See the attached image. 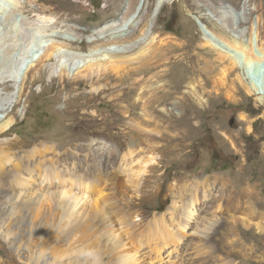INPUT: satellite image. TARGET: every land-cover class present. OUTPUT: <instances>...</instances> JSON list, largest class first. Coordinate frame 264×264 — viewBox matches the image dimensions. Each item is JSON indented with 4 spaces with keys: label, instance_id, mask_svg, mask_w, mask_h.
I'll use <instances>...</instances> for the list:
<instances>
[{
    "label": "rangeland",
    "instance_id": "374dc122",
    "mask_svg": "<svg viewBox=\"0 0 264 264\" xmlns=\"http://www.w3.org/2000/svg\"><path fill=\"white\" fill-rule=\"evenodd\" d=\"M5 1L0 0V115L13 116L14 122L2 139H19L28 150H40L33 161L38 167L60 162L66 169L54 180L50 172L46 179L34 168L30 186L21 188L40 198L32 213L46 192L77 196L84 212H93L95 197L104 195L95 218L78 225L71 245L58 240L57 230L40 237L42 226L63 224L48 209L49 204L57 207L59 198L43 201L36 217H16L12 225L0 219V239L11 248L20 246L24 254L37 248L36 240H51L45 264H124L127 251L134 264H264V102L216 47L226 44L231 30L221 25L225 14L240 17L232 34L245 42L251 38L253 50L264 53V0H161L156 13V0H142L133 24L122 22L128 0H16L13 26L2 18V6L9 7ZM120 21L123 26L113 34L123 39L109 48L132 64L118 65L121 56L101 60L112 73L136 65L148 49L174 46L167 65L160 67L167 74L144 78L130 99L120 96L115 79L88 78L89 67L68 65L102 50L90 43L94 28ZM258 22L263 27L259 37ZM254 75L264 88V59ZM162 84L158 100L147 107L151 88ZM82 91L90 93L89 100ZM136 101L141 104L132 110L129 102ZM167 137L172 142L157 147ZM152 164L157 165L153 176ZM146 176L150 181L143 186ZM189 198L191 222L172 238L175 223L183 224L181 209ZM158 218L166 220V236L156 229ZM20 233L34 241L28 244ZM59 252L65 256L55 258ZM66 254H78L80 260L69 261ZM87 254L93 257L84 260ZM16 257L18 264H30L28 257Z\"/></svg>",
    "mask_w": 264,
    "mask_h": 264
},
{
    "label": "bare ground",
    "instance_id": "6f19581e",
    "mask_svg": "<svg viewBox=\"0 0 264 264\" xmlns=\"http://www.w3.org/2000/svg\"><path fill=\"white\" fill-rule=\"evenodd\" d=\"M22 1V0H21ZM27 2H30V0H26ZM4 3H8L9 7H4L1 10V14L3 15L2 18H4V21L6 23H11V26H13L12 22L14 23V17L13 12L14 10H17L16 8V0H6ZM161 3V0H156L154 4V13L155 10L159 7ZM141 5L142 0H128V4L126 6V10L123 12L122 18L124 19L122 22L124 24H133L136 18L139 17L141 12ZM226 13V12H224ZM223 19L221 20L222 27H224V30L226 32V28L228 26L231 27V30L229 32H226V36L224 38L226 44H217L212 42L211 39H208V42L216 45L217 49L219 50L221 55H225L227 59H229L230 63L232 64V67H235L239 70V74L241 75L245 86L247 89L253 93L256 96V99L260 102H264V88L262 87L260 82H257L255 73L258 72V69L260 67V63L264 59V53H257L253 50L251 46V38H249L248 42H245L242 38H237L234 34H232V30L239 28L238 20L234 19L230 15H222ZM240 22V21H239ZM236 24V25H235ZM123 24L121 21L119 23H113L108 25H101L99 27H96L92 30L93 36L90 37V43L94 44L95 48H97L98 45L101 46V51H93L91 50L88 54H84L81 57H76L72 59L68 65L69 67H77V66H85L89 67L91 70L88 78H91L92 76H102L109 82L116 80V83L120 89V96L124 98L130 99L132 96V93L134 92L136 85L140 84L141 81L146 78H151L153 76L156 77H163L166 73V68H160L167 65L166 59L168 58V54L174 49L173 45H167L165 47L161 46H155V49L149 50L142 55V57L138 58L137 64L131 67H128V69L123 73H112L111 70H107L104 68L101 60L105 59H117V57L121 56V59L118 60V65L122 64H129L131 62L130 59L126 58L127 56H124L125 54H119V50L117 53H112L110 51L109 45L113 43H119L123 38L121 35H114L113 29L122 27ZM253 28V27H252ZM230 29V28H229ZM256 36L259 37L263 31V27L259 24L255 26ZM223 30V29H222ZM253 30V29H252ZM91 34V35H92ZM224 37V36H223ZM4 39V38H3ZM219 42V41H218ZM2 44H6L5 40H2ZM98 43V44H96ZM213 46V47H214ZM55 47V46H54ZM215 47V48H216ZM52 46H50V49ZM243 50V52L241 51ZM113 51V50H112ZM116 52V51H115ZM142 52V51H141ZM140 55V54H139ZM46 56L50 57L51 52H47ZM44 55V57H46ZM130 57V55H129ZM113 61V60H112ZM115 63V62H114ZM99 65L101 67H99ZM160 68V69H159ZM155 70V71H153ZM153 71V72H152ZM151 72L150 76H146V73ZM34 75V74H32ZM148 75V74H147ZM254 75V76H253ZM161 86V85H160ZM154 86L151 88V94L149 100L145 102V105L147 107H151L156 103L158 100L157 95L160 91H163L165 89V84H162V86ZM189 91H194V84H189ZM87 92V91H86ZM85 91L81 92V95L87 97L89 100L91 95L90 93H86ZM196 93V92H195ZM196 97L200 98V95L196 93ZM128 99V100H129ZM3 100V99H2ZM137 100V99H136ZM1 101V100H0ZM139 101L136 102H129V106L132 110H135V108L139 105ZM89 103L86 101V104ZM141 104V103H140ZM110 116L105 117L104 119H107ZM93 118V117H92ZM14 122V117L10 116V118L3 119V117L0 115V219H5L6 221L9 220L11 225L13 224L12 219L16 217H20V219H26L30 216L36 217L42 210V202L54 199L56 200L59 198V202L56 203L57 207H60L59 211L57 210V207L52 206L51 204L48 205L49 213L52 215H57L59 217V221L63 222V224H55L56 222H52L53 225L50 227H41V234L50 233V235L53 234L54 230L58 231V235L56 236L58 240H64L67 241V246L71 243V238L73 236H76L78 233L80 227L78 228V225L80 222H82L83 218H95L94 212H97L98 209V202L99 198L104 195L103 192H100L94 199L95 204L93 205L94 208L91 206L92 210H86L85 212L81 210V207H77L80 199L77 196H67L63 191L57 193H44V197L41 201V205L38 206V210L36 214L34 215L32 212L34 204H37L39 202V196L36 194L37 200L34 199L30 194V192H23V187L30 186L32 175L35 174L34 168L38 170V174L41 176H45V178L48 176V172L51 173L54 180L59 179V176L62 175V173L66 172V169L61 165L60 162H58L53 167L51 165L44 166L37 164H33V161L36 159L37 153H40V150H38L36 147L32 150H28L27 142H21L19 139H6L3 140L2 137L7 134V130L11 127V125ZM145 122H150V120H146ZM92 123V122H91ZM5 139V138H4ZM90 144H94V139H90ZM172 142V137L165 138V142L158 145L157 147H160L161 145H167ZM90 147V145H88ZM154 148L155 146H151ZM173 149V146H170ZM42 151V150H41ZM74 163V162H73ZM75 164V163H74ZM73 164V165H74ZM156 164H152L149 166V170L152 172V176L155 175L156 171ZM86 170L88 168L85 167ZM70 172V171H69ZM69 172H67L69 174ZM51 177V178H52ZM47 179V178H46ZM68 180V178H65V181ZM80 180V179H79ZM60 181V180H59ZM148 176L144 179L143 186H146V184L149 182ZM77 184H80L81 182L77 181ZM86 184V183H85ZM82 185L81 187H85L87 185ZM135 185H138V182L135 183ZM88 187V186H87ZM170 189H173L174 184L171 183L169 186ZM95 188V186H94ZM4 190H9V194L2 193ZM94 191V189H92ZM91 192V190H89ZM98 192L101 191V189L97 190ZM57 192V191H56ZM2 193V194H1ZM103 193V194H102ZM21 197L22 200H18ZM53 201V200H52ZM57 202V201H56ZM92 205V204H91ZM248 210L250 212L253 211L252 206H247ZM236 209V208H235ZM193 207H192V200L189 198L187 202L184 203L181 209V221H183V224L174 222L177 226V230L175 231L176 234L172 235V238L176 235H178V230L180 234L181 232L185 231L184 228L186 225H188L191 222L192 216H193ZM249 212V213H250ZM53 217V216H52ZM50 218V217H49ZM172 218V216H171ZM33 220V219H32ZM85 221V220H84ZM156 229L158 230V233L164 232L163 235L166 236V224H163L166 222L163 218L155 219ZM50 223V221H49ZM162 224V225H161ZM21 226L20 230H24L22 222L19 223ZM48 225V224H47ZM82 226V225H81ZM159 228V229H158ZM155 230V229H154ZM43 231V232H42ZM261 231H264V227L261 228ZM22 232V231H21ZM107 232H111V229H108ZM79 234V233H78ZM170 235V234H168ZM20 236L23 240H25L28 244H30L34 239L31 241L26 240L25 233H20ZM19 236V237H20ZM162 236V235H161ZM171 236V235H170ZM43 237V236H42ZM169 237V236H168ZM76 237H74L75 239ZM81 238V237H80ZM107 238V237H106ZM15 237L12 239V243L15 241ZM50 239V237H49ZM112 237H109L108 240L111 241ZM163 239V238H162ZM170 239V238H169ZM97 240V239H96ZM163 241V240H162ZM174 241V239L172 240ZM165 242V241H164ZM10 242H5L0 239V248H5L4 253L0 255V264H18L17 263V257L16 256H26L31 261L30 264H45L46 260L50 258V254L46 253L47 248L46 246H50L52 244V241L41 239L39 242L36 240L37 248L35 247V250H33L30 254L26 253L24 254L25 250H20V246L16 248H11L9 245ZM172 243V242H171ZM174 243V242H173ZM172 243V244H173ZM177 243V242H176ZM176 245V244H175ZM34 246V245H32ZM27 249H30V246L26 247ZM14 250V251H13ZM58 252V251H57ZM66 253V252H65ZM76 253V252H75ZM67 255V254H66ZM64 257L65 254L62 252L54 253V257ZM90 254L85 255L84 260L89 259ZM66 257H68V260L75 261L80 255L76 254H68ZM93 257V256H90ZM61 258V259H62ZM79 259V258H78ZM77 259V260H78ZM76 260V261H77ZM80 260V259H79ZM122 263L124 264H134V260L129 255V251L125 252L122 258ZM48 263V262H47ZM68 264V263H67ZM76 264V263H75ZM79 264V263H78Z\"/></svg>",
    "mask_w": 264,
    "mask_h": 264
},
{
    "label": "trees",
    "instance_id": "16d2710c",
    "mask_svg": "<svg viewBox=\"0 0 264 264\" xmlns=\"http://www.w3.org/2000/svg\"><path fill=\"white\" fill-rule=\"evenodd\" d=\"M165 28L168 29V30H172V29H170V27H167V24L165 25ZM250 139H251L250 137H247V141H251ZM248 149H250V147H248Z\"/></svg>",
    "mask_w": 264,
    "mask_h": 264
},
{
    "label": "water",
    "instance_id": "95a60500",
    "mask_svg": "<svg viewBox=\"0 0 264 264\" xmlns=\"http://www.w3.org/2000/svg\"><path fill=\"white\" fill-rule=\"evenodd\" d=\"M158 9V8H157ZM157 12V10H155V13ZM198 23H201V22H198ZM202 25V24H201ZM204 30V29H203ZM259 76L257 75V78H258ZM257 82H259L258 80H257Z\"/></svg>",
    "mask_w": 264,
    "mask_h": 264
}]
</instances>
